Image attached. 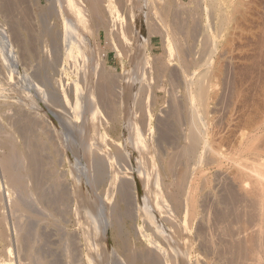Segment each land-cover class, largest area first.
Returning <instances> with one entry per match:
<instances>
[{
    "label": "rangeland",
    "instance_id": "374dc122",
    "mask_svg": "<svg viewBox=\"0 0 264 264\" xmlns=\"http://www.w3.org/2000/svg\"><path fill=\"white\" fill-rule=\"evenodd\" d=\"M63 1H66L65 3L63 2L64 5L68 4L66 6H69V2H67L69 0ZM135 2V9H132L134 11L127 12L126 9H120L121 11H119V13L121 12L119 17L122 20L126 18L125 22L127 25L128 23L129 25L134 23V29H136L134 30L136 32L131 31L133 35L135 34L134 36L129 32L128 38L131 37L130 42L128 39L127 42L129 43L126 44L127 42L124 41L119 43L114 32L108 29L110 27H107V31L100 29L96 22L91 21L90 24V19L87 17L85 20L87 21L88 19L89 24L83 26L82 24L87 23L83 19V15H81L83 16L82 18L80 16L81 19L78 18L80 22L82 20V24L75 20V16H72V23L71 21L68 22L66 15L62 13L64 9L60 8V0H0V264H127L124 262L127 261L124 260L126 254L130 252H135L134 254L136 255L138 253V255L146 254L153 248L155 249V247L158 248V251L163 250L164 253H166V250L168 251V248L173 249L175 254H177V258H179L178 264L264 263L262 262L264 261V254H262L264 253V248L260 246L263 245L264 247V221H260V208L257 207L260 202L259 200L254 201V197H251L254 203L257 202L255 205L249 198L250 195H247L248 190L251 189V186H249L252 185L251 179L248 177L242 178V175L238 174L237 170V172H234L236 167L241 171V168H239V164H242L241 160H244L243 164L247 165L246 168L253 167L259 160L264 162V151L263 153L261 152L264 149V0H136ZM138 5L141 8L137 7ZM66 6L62 7L66 9L64 11L70 10L69 12L72 14L71 6H69V9ZM147 7L148 9H146ZM128 13L130 14L128 15ZM103 14L105 20L107 18L109 21L108 17L110 14L107 12ZM144 14H146V17L148 15L151 21L148 17V19L144 17ZM223 17L226 18V21ZM63 19L70 24V28L74 27L71 29L74 34H72L73 37L81 33L75 39L72 38V45L71 42L67 44L65 36L63 37L65 41L62 37L60 38L61 45L59 42H54L60 46L45 40L42 33L47 27L57 28L61 31L59 33L62 34ZM73 19L75 23L77 22L76 24ZM160 19L167 22L165 23V21ZM147 20L154 27L153 33L147 30ZM170 20H173V23ZM162 22L165 23L166 28ZM173 31L175 32L174 34L172 33ZM109 32H111V35H109ZM114 43L118 46H115ZM178 44H181V46H178ZM133 45L137 48H133ZM182 46L183 48L179 49ZM66 47H69V50ZM120 50H124L122 51L123 54ZM134 50L142 54V68L139 67L140 65H137L136 68L134 66L136 64H133L135 63V60L134 62L132 61L134 53L135 55L138 54ZM178 53L184 62L180 60L181 57L179 59ZM161 60L162 62H159ZM185 63L186 65H181ZM94 64L97 70L102 71L103 69V75L107 76L108 74V77L115 79L116 85L114 86L116 91L110 96V100L113 103L112 107L111 104H103L104 102L97 97L94 99L97 104L95 106L96 109L94 108L95 110H92L93 106L89 104L90 101L87 94V73L89 71L87 70H90V66L92 68ZM158 64L162 67L159 66V68ZM187 64L188 67L186 68ZM154 65L163 74H160L159 71L157 72V68L154 69L153 67ZM184 71L185 74H183ZM200 73L203 76H200ZM186 76L187 78H185ZM204 76H206V80H203ZM198 78L199 81L205 82V85H209V87L206 86L207 90L210 89L209 93L207 92L208 99L204 101L206 104L202 107H200L201 104L198 101L194 100L193 103L187 98V93L195 92L194 85L196 86ZM191 80L194 81V85H192L193 81L190 83ZM213 81L216 84L212 85L213 83L211 84V82ZM186 82L191 86L187 85ZM128 84L131 85L129 86ZM76 85L79 88V96H77ZM185 85L188 86V92ZM140 86H143L144 92L141 91ZM169 91L172 95H170ZM184 97L187 102H185ZM138 98L141 101L144 99L141 105L148 110L145 109L147 111L145 116L149 120L145 116L143 118V120H146L145 127L148 125L146 128H143L144 122L139 118L138 112L135 111L136 108H133ZM189 102L190 104H188ZM207 103L208 108L206 107ZM147 104L149 105L148 108ZM189 105L191 107L196 106L195 108L193 107L196 111L198 109L197 113H199L197 115L200 118L199 121L201 120L200 128L203 132V139L207 142L210 141L209 148L212 145L213 147L215 146V152L219 150V152H216V154L218 153L217 156L227 152L226 155L224 154L226 157L223 155V157L219 156L216 161L214 159L216 154L211 152V156L209 148L207 150L200 144L194 160L193 158H190L192 161L188 159L189 163L183 156L181 159L179 156V158H174L177 155L176 151L178 152L179 148L187 142L183 137L187 135L185 131L187 133L189 131L188 111L191 108ZM198 105L200 108H197ZM184 106H187L186 109L188 111ZM203 107L207 110V113H205L206 110L204 112L206 115L203 113ZM130 108L134 113V119L138 118L139 125L143 124L141 126L143 128L141 129V138L146 147L148 144L147 149L149 151L147 153L149 152L150 154H146L147 157L146 155H140L136 147H134L132 138H135L137 133L135 131L133 133L129 127L132 113L128 111ZM95 111L98 113L100 126L99 124L91 125ZM93 112L94 114H92ZM111 112L113 113L112 115H110ZM173 112L175 113L173 114ZM176 113L177 115H175ZM186 113L187 116H185ZM199 114H203L205 118L203 115L200 117ZM206 118L208 120L203 123L202 121L206 120ZM239 119L241 121L243 119L244 121L247 120V122L245 121L244 124ZM248 119L253 124H250ZM92 127L96 128L93 129ZM185 127L188 129L185 130ZM240 128H242V133L245 131V135L248 134L250 136V140H248L252 148L254 141L256 143L258 141V145L254 143L253 149L255 151L252 148L246 151L244 149L246 143L243 146H240L238 142L236 143L239 134H241ZM81 129L84 130L81 131ZM144 129H146V132ZM248 130L250 134L249 132L247 133ZM204 132H207L205 133L206 136ZM132 133L136 135L134 136ZM255 134L258 137H255L256 139L253 138V141L251 137L255 136ZM220 137L224 140L220 139ZM97 138L99 141L102 139L100 143ZM213 138L214 140L215 138L217 139L214 141ZM92 139L93 141H90ZM218 139L221 141V145L218 144ZM95 140H97L95 145L101 146L100 148L98 146V148L106 157L103 160L104 162L95 163L96 165L87 158L89 149L94 145L88 143H94ZM172 144L173 146L176 144L174 148ZM238 147L239 149L242 148L240 149L242 151L244 149V153L239 151ZM256 148L260 149L259 152H257L258 149ZM172 149L176 150L175 155H173L174 153L171 154L174 152ZM121 150L123 153L120 152ZM202 150H205L206 155L201 153L203 152ZM236 152H238V156ZM241 152L242 154H240ZM102 154L100 153L99 155L101 156ZM167 154L170 157L174 156L173 161H177V163H173V166H176L175 168L173 167L174 173L179 174L180 166L177 164L182 161L183 164H179L181 165L180 170L182 168L185 171L189 170L186 177L194 176L196 178H185L183 183L185 190L182 191L183 194L180 192V196H178L183 200L181 202L178 198L180 205L182 203L183 206H186V191L191 186L196 189L194 192V197L196 198L194 199L196 204L194 207L195 212L193 211L195 215L189 212L193 218L189 216L188 212V216H186L187 214L185 215L184 211L186 207L181 205L182 208L178 204V210L174 211L176 210L174 209L173 213L171 212L173 214L171 215L172 221L169 223L165 220V216L163 217L164 214L154 209L152 204L150 206H152V212H154H151L152 219H149L140 204L143 202L144 205L145 203L143 196L146 195L147 197H145L148 198L149 191L146 188L149 187L146 185L147 180L151 184L152 181L154 183V181L159 180L157 182L158 184L160 183V187L157 183L154 185L158 186L159 189L163 185L161 188L163 192L160 190L159 193L163 195L162 199H168L166 196L173 188L168 182L175 176L170 175L165 169L166 161H168ZM29 156L35 157L36 160L31 159ZM138 156H141L142 159L144 156L147 164L150 160L149 158H151V164H148V167L153 165L151 170L149 169L150 167L146 168L147 164L143 163L144 159L142 160ZM205 156H211L212 160ZM101 157L104 158L103 156ZM156 157L159 158L160 163ZM170 157L169 159H171ZM196 157L198 159H195ZM244 157L246 160L250 157L249 161H246L248 163L245 162ZM205 158L208 159L209 163L206 162ZM30 160L35 162L32 163ZM254 160H258L257 163ZM135 161L140 165L136 164ZM200 161H202V164ZM251 161H254V163L249 164ZM192 162L196 163V166ZM141 164L143 167L146 165L145 170ZM251 164L252 166H249ZM191 165H194V169L199 167L196 170H201L199 171L200 173L191 168ZM177 168L179 169L175 170ZM194 171L195 174H193ZM246 171L248 172V170ZM234 173L238 177L240 176L239 178L241 179L234 177ZM114 177H117L116 181H114ZM147 177L149 178L147 179ZM159 177L163 178L159 179ZM247 179L249 184L242 183L243 180L246 181ZM161 180L163 184H161ZM185 180L190 181L185 182ZM166 181L167 183H165ZM121 182L128 184L127 187ZM141 182L143 183L141 184ZM118 184L124 185L125 189H122V191L125 192L126 190L127 192H122ZM143 185H146V188ZM239 185L242 186V189ZM153 186L152 189L155 190L156 187ZM158 187L156 188L157 191ZM171 191L174 192V188ZM241 191L242 194H240ZM151 195L152 193L150 197ZM138 196L140 198L143 197L142 200ZM115 199L117 200L115 201ZM120 212L123 213L121 214ZM234 212L235 214L238 213L235 215ZM222 215L225 216L223 217ZM183 218L186 221L185 224ZM173 221L176 223L174 224ZM114 222L119 223V225ZM258 222L263 226L260 229ZM177 223L178 227H182V230L177 231L180 232V235H177L173 226V224L176 226ZM156 225L159 226L157 227ZM210 228H213V231ZM258 232L260 235H258ZM256 234L260 236L259 239H257L258 236ZM261 236H263V239H261ZM125 241L131 244L124 243ZM235 244L248 246V253L245 252L244 254L236 251ZM148 248L149 250H147ZM140 252L142 253L140 254ZM256 255L259 256L256 257ZM113 257L114 259H112ZM137 262L138 264L141 263L136 261V264Z\"/></svg>",
    "mask_w": 264,
    "mask_h": 264
},
{
    "label": "bare ground",
    "instance_id": "6f19581e",
    "mask_svg": "<svg viewBox=\"0 0 264 264\" xmlns=\"http://www.w3.org/2000/svg\"><path fill=\"white\" fill-rule=\"evenodd\" d=\"M57 1H59V0H57ZM136 0H69V1H67V2H69V6H71V8L69 7V6H66V5H68V4H66V5H64L63 4V2L65 3L66 1H61L60 0V8L61 9H64L65 11H66V9L65 8H62L63 6H66V7H68L67 9H71V12H72V14H70V10L68 11L67 10V12H65L64 10H63V15H66V20H68V22L69 21H71V23H72V18L75 16V20H78V18H80V16L81 15H83V16H81V18L83 17V19L85 20V18L87 17V18H89L90 19V24H91V21H94V22H96L98 25H99V27H100V29H104V30H106L107 31V27H110V28H108V29H111V31H113L114 32V34L117 36L116 38H118V40H119V43L122 41H124V42H127L128 41V39H129V42H130V38H128V34H129V32H133L134 30H136V29H134V23L133 24H130L129 25V23H128V25H127V23L125 22V20H127L126 18H125V20H122V18H120L119 17V15H120V13H119V11H121L120 9H122V10H124V9H126V11L128 12V11H130L131 12V10L132 9H135L134 7H135V5H136V2H135ZM71 2V3H70ZM146 2V1H145ZM36 3V2H35ZM59 3V2H58ZM142 3V2H141ZM234 3V2H233ZM54 4V3H53ZM57 4V3H56ZM71 4V5H70ZM138 4H140V3H138ZM51 6H53V5H51ZM46 7V6H45ZM54 7H55V5H54ZM137 7H139V8H141V6H137ZM143 7H144V4H143ZM149 7H151V6H149ZM48 8V7H47ZM52 8V7H51ZM165 8V7H164ZM168 8V7H167ZM50 9V8H49ZM146 9H148V7L146 8ZM170 9V8H169ZM52 10V9H51ZM54 10V9H53ZM140 10V9H139ZM156 10H158V9H156ZM161 10V9H160ZM132 11H134V10H132ZM146 11V10H145ZM166 12H167V10H165ZM164 11V12H165ZM172 11H173V9H172ZM73 12H75V13H73ZM104 12H107L108 14H110V16H111V18H109L108 17V19H109V21L107 20V18H106V20H105V16H104ZM148 12V11H147ZM152 12V11H151ZM156 12V11H155ZM163 12V13H164ZM43 13H44V11H43ZM125 13V12H124ZM157 13V12H156ZM171 13H173V14H175L174 12H171ZM59 14H61V13H59ZM130 13H128V15H129ZM136 14H137V12H136ZM158 14H159V12H158ZM157 14V15H158ZM165 14V13H164ZM173 14H171V15H173ZM69 15V16H68ZM71 15V16H70ZM131 15H132V13H131ZM138 15V14H137ZM145 16L144 17H146V14H144ZM160 15V14H159ZM158 15V16H159ZM170 15V16H171ZM73 16V17H72ZM104 16V17H103ZM124 16V15H123ZM161 16H163L162 14H161ZM165 16V15H164ZM44 17V16H43ZM131 17V16H130ZM147 17H148V15H147ZM146 17V18H147ZM173 17V16H172ZM171 17V18H172ZM80 18V19H81ZM104 18V19H103ZM132 18V17H131ZM149 18V17H148ZM147 18V19H148ZM159 18H161L160 16H159ZM179 18V17H178ZM228 18V17H227ZM46 19V18H45ZM150 19V18H149ZM157 19V18H156ZM165 19H166V16H165ZM170 19V18H169ZM174 19V18H173ZM223 19L226 21V18L225 17H223ZM66 20H64L63 19V28H62V34H60L61 33V31H59V29H57V28H50V27H47L46 28V30L42 33L43 34V36H44V39L45 40H47V41H49L50 43H53V44H58V43H54V42H59L60 43V45H61V42H60V38L62 37V39L64 40L65 38H63L64 36L66 37V40H67V44H69L73 39L72 38H74L75 39V37L77 36L78 37V35L79 34H81V33H77L78 35H76L75 37H73V31L71 30V29H73V28H70V24L68 23V22H66ZM143 20H145V19H143ZM160 20H162V21H165V20H163V19H160ZM73 21H74V19H73ZM79 21V20H78ZM88 19H87V21L85 20V22H87V23H85V24H82L81 22H82V20H81V24L83 25V26H87V24H89L88 23ZM119 21V22H118ZM121 21V22H120ZM150 21H151V19H150ZM153 21V20H152ZM171 21V20H170ZM173 21V20H172ZM171 21V22H172ZM84 22V21H83ZM130 22V21H129ZM154 22V21H153ZM167 21H165V23H166ZM181 22V21H180ZM74 23H75V21H74ZM77 23V22H76ZM75 23V24H76ZM131 23V22H130ZM147 27H148V31H150V33H153L152 31L154 30L153 28V26H152V24L150 23V22H148V20H147ZM154 23H156V22H154ZM163 23V22H162ZM165 23H163L164 24V27H165ZM170 23V22H169ZM173 23V22H172ZM42 24H43V22H42ZM145 24V23H144ZM171 24V23H170ZM178 24V23H177ZM183 24V23H182ZM54 25V24H53ZM52 25V26H53ZM72 26H73V24H71ZM80 25V24H79ZM155 25V24H154ZM174 25H175V23H174ZM181 25V24H180ZM51 26V27H52ZM74 26H76V25H74ZM81 26V25H80ZM156 26V25H155ZM176 26V25H175ZM170 27V26H169ZM180 27V26H179ZM182 27V26H181ZM43 28H44V26H43ZM139 28V27H138ZM163 28V27H162ZM166 28V27H165ZM76 29V28H75ZM80 29V28H79ZM82 29V28H81ZM156 29V28H155ZM175 29H178V28H175ZM180 29V28H179ZM178 29V30H179ZM42 30V29H41ZM77 30H78V28H77ZM97 30V29H96ZM72 31V32H71ZM79 31V30H78ZM140 31V30H139ZM170 31H172V29H170ZM183 31V30H182ZM191 31V30H190ZM60 32V33H59ZM85 32V31H84ZM131 32V33H132ZM134 32H136V31H134ZM138 32V31H137ZM155 32H157V31H155ZM158 32H159V28H158ZM175 32H176V30H175ZM174 31L172 32L173 34L175 33ZM187 32V31H186ZM97 33V32H96ZM163 33V32H162ZM161 33V34H162ZM169 33V32H168ZM41 34V33H40ZM73 34V35H72ZM76 34V33H75ZM113 34V35H114ZM172 34V35H173ZM177 34V33H176ZM107 35V34H106ZM109 35H111V32H109ZM131 35H133V33L131 34ZM135 35V34H134ZM133 35V36H134ZM136 35H137V33H136ZM139 35V34H138ZM171 35V36H172ZM42 36V37H43ZM83 36V35H82ZM132 36V37H133ZM109 37V36H108ZM138 37V36H137ZM84 38V37H83ZM77 39V38H76ZM138 39H139V37H138ZM177 39V38H176ZM40 40V39H39ZM79 40V39H78ZM146 40V39H145ZM44 41V40H43ZM62 41V40H61ZM65 41V40H64ZM77 41V40H76ZM136 41V40H135ZM63 42V41H62ZM107 42H108V40H107ZM112 42V41H111ZM129 42H127L126 44H128ZM147 42V41H146ZM178 42V41H177ZM118 43V42H117ZM143 43V42H142ZM66 44V43H65ZM64 44V45H65ZM66 44V45H67ZM74 44V43H73ZM134 44H135V42H134ZM140 44V43H139ZM175 44V43H174ZM59 45V44H58ZM57 45V47H59ZM65 45V46H66ZM71 45H72V42H71ZM114 45H115V43H114ZM117 45V44H116ZM115 45V46H116ZM129 45H131V44H129ZM144 45V44H143ZM181 46V44H178V46ZM110 46H112V45H110ZM118 46V45H117ZM120 46V45H119ZM51 47V46H50ZM55 47V46H54ZM70 47V46H69ZM69 47H66V49H68L69 50ZM128 48H129V46H127ZM126 47V48H127ZM133 48L134 47H136L135 45H133L132 46ZM131 47V48H132ZM53 48V47H52ZM71 48V47H70ZM118 48V47H117ZM122 48V47H121ZM128 48H127V50H128ZM132 48V49H133ZM137 48V47H136ZM175 48V47H174ZM180 48H183V46L182 47H179V49ZM123 49L125 50V48L123 47ZM71 50V49H70ZM118 50V49H117ZM124 50H122V51H124ZM140 50V49H139ZM67 51V50H66ZM121 51V50H120ZM121 51V52H122ZM126 51V50H125ZM129 52H130V50H128ZM127 51V52H128ZM135 51V50H134ZM166 51V50H165ZM170 51V50H169ZM180 51V50H179ZM184 51V50H183ZM54 52V51H53ZM136 53H138L137 51H135ZM182 52V51H181ZM119 53V52H118ZM132 53V52H131ZM175 53V52H174ZM122 54H123V52H122ZM143 54H144V52H143ZM177 54V53H176ZM56 55V54H55ZM118 55V54H117ZM170 55V54H169ZM178 55H179V53H178ZM127 56H129V55H127ZM132 56V55H131ZM57 57H59V56H57ZM56 57V58H57ZM88 57V56H87ZM180 55H179V59H180ZM55 58V57H54ZM159 58V57H158ZM58 59V58H57ZM142 54L141 53H138V54H136L135 55V53H134V56H133V59H132V61L134 62V60H135V63H133V64H136V65H134L135 67L137 66V65H140L139 67H141L142 68ZM185 59V58H184ZM51 60V59H50ZM158 60V59H157ZM181 61H183L184 62V60H182V57H181V59H180ZM54 61V60H53ZM84 61V60H83ZM153 61V60H152ZM178 61V60H177ZM180 61V62H181ZM186 61V60H185ZM159 62H162V60L161 61H159ZM179 63V62H178ZM182 63V62H181ZM54 64V63H53ZM180 64V63H179ZM189 64V63H188ZM188 64H187V66H186V68L188 67ZM57 65V64H56ZM55 65V66H56ZM86 65V64H85ZM166 65H167V63H166ZM181 65H186V63L185 64H181ZM162 67L161 65H159L158 64V67ZM182 66V67H183ZM190 66V65H189ZM46 67V66H45ZM49 67H51V66H49ZM53 67V66H52ZM88 67V66H87ZM138 67V68H139ZM144 67V66H143ZM151 67V66H150ZM154 67V69H156L155 68V65L153 66ZM159 67V68H160ZM137 68V67H136ZM159 68H157L156 70H157V72L159 71L160 72V74L162 73L160 70H158ZM184 68V67H183ZM54 69V68H53ZM82 69V68H81ZM153 69V68H152ZM85 70H86V68H85ZM142 70V69H141ZM155 70V71H156ZM162 70V69H161ZM53 71V70H52ZM80 71V70H79ZM87 71H89L86 75H87V81H88V87H87V94H88V99H89V101L91 102H89V104H91V106H93V109L92 110H95L96 109V102H95V100L94 99H96V97L97 98H99L100 100H102L103 102H101V103H103V104H106V105H108V104H111V107L113 106L112 104V102H111V100H110V96H112V94H114V91H116L115 90V86L114 85H116L115 84V79H113V78H111L110 76L108 77V74H107V76L104 74L103 75V69H102V71H99V70H97L96 69V66H95V64L94 65H92V68H91V66H90V70H87ZM86 71V72H87ZM139 71V70H138ZM153 71V70H152ZM174 71V70H173ZM186 71V70H185ZM185 71L183 72V74H185ZM85 72V71H84ZM95 72H96V74H95ZM127 72H128V70H127ZM140 72V71H139ZM144 72V71H143ZM169 73V72H168ZM171 73H172V71H171ZM202 73V72H201ZM200 73V76H203L202 74ZM95 74V75H94ZM119 74V73H118ZM117 74V75H118ZM146 74V73H145ZM163 74V73H162ZM166 74V73H165ZM177 74V73H176ZM203 74H205V73H203ZM82 75V74H81ZM83 75H84V73H83ZM114 75V74H113ZM121 75V74H120ZM126 75V74H125ZM124 75V76H125ZM170 75V74H169ZM189 75V74H188ZM206 75V74H205ZM112 76V75H111ZM122 76V75H121ZM120 76V77H121ZM199 76V75H198ZM125 77H127V76H125ZM159 77V76H158ZM157 77V78H158ZM181 77V76H180ZM193 77V76H192ZM205 78L203 79V80H206L207 78H206V76H204ZM86 78V77H85ZM129 78V77H128ZM185 78H187V76L185 77ZM203 78V77H202ZM117 79H118V77H117ZM211 79V78H210ZM197 80V79H196ZM195 80V81H196ZM193 80H191L190 81V83L192 82ZM208 81V80H207ZM125 82V81H124ZM143 82V81H142ZM184 82H185V80H184ZM154 83V82H153ZM187 83V82H186ZM209 83V82H208ZM213 83V84H212ZM214 81L213 82H211V84L212 85H214ZM126 84V83H125ZM143 84V83H142ZM185 84V83H184ZM216 84V83H215ZM129 86L131 85V84H128ZM147 85V84H146ZM187 85H190L189 83H187ZM192 85H194V81H193V83H192ZM117 86H118V84H117ZM144 86V85H143ZM143 86L141 87V91H143L144 92V89H142L143 88ZM183 86V85H182ZM186 86V85H185ZM191 86V85H190ZM206 86H208L209 87V85H205V82L203 83V81H199V78H198V81L196 82V86L194 85V89H195V92L194 93H187V98L189 99V101L190 102H192L193 101V103H194V100H196V101H198L200 104H201V106L200 107H202V106H204V104H206L204 101L205 100H207L208 98H207V92L210 90H207V88H206ZM76 87V92H77V96H79V88H78V86L76 85L75 86ZM125 87V86H124ZM187 87L188 86H186V91L188 92V89H187ZM217 87V86H216ZM120 88V87H119ZM128 88V87H127ZM150 88V87H149ZM148 88V89H149ZM176 88V87H175ZM210 88H213V87H210ZM122 89H123V87H122ZM121 89V90H122ZM146 89V88H145ZM193 88H192V90H194ZM125 90H126V88H125ZM125 90H124V92H125ZM172 90V89H171ZM214 91H216V90H214ZM170 92V91H169ZM189 92H191V91H189ZM171 93V92H170ZM209 93V92H208ZM215 93V92H214ZM214 93H213V95H214ZM132 94V93H131ZM141 94H143L142 92H141ZM185 94V93H184ZM140 95V94H139ZM170 95H172V93L170 94ZM179 95V94H178ZM212 95V94H211ZM134 96V95H133ZM147 96V95H146ZM240 96V95H239ZM139 97V96H138ZM175 97V96H174ZM186 97V96H185ZM185 97H184V99H185ZM115 98V97H114ZM144 98H145V96H144ZM148 98V97H147ZM151 98V97H150ZM171 98V97H170ZM211 98V97H210ZM142 99V98H141ZM144 100V99H143ZM142 100V101H143ZM145 100H147V99H145ZM153 100V99H152ZM172 100V99H171ZM139 98L137 99V101H136V104H135V106H133V108H136L135 109V111H137L138 112V115L140 116H138L140 119H142V121L144 122V126H143V128H146V127H148V125H146V127H145V121L146 120H143V118H144V116H145V113L148 111L146 108H144V106L142 107V102ZM233 101V100H232ZM144 102H146V101H144ZM147 102H149V101H147ZM177 102V101H176ZM185 102H187L186 101V99H185ZM190 102L188 103V104H190ZM206 102H208V101H206ZM150 103V102H149ZM153 103V102H152ZM151 103V104H152ZM166 103H167V101H166ZM183 103H184V101H183ZM197 103V102H196ZM235 103V102H234ZM98 104H99V102H98ZM145 104V103H144ZM180 104H181V102H180ZM105 105V106H106ZM174 105V104H173ZM178 105V104H177ZM176 105V106H177ZM185 105V104H184ZM187 105V104H186ZM191 105H192V103H191ZM191 105H189L190 107H191ZM195 105V104H194ZM255 105V104H254ZM115 106V105H114ZM148 104H147V108H148ZM152 106V105H151ZM167 106V105H166ZM176 106H175V108H176ZM181 106V108H182V105H180ZM110 107V108H111ZM128 107V106H127ZM131 107V106H130ZM145 107H146V105H145ZM185 107V109H186V107L187 106H184ZM194 107V106H193ZM193 107H191V108H189V111H188V119H189V121L187 120V118H186V120L189 122V131H188V133L185 131V134H187L185 137H183V138H185L186 140H187V142L184 144V145H182V144H180V145H182L181 146V148H179V146H178V148H179V151L177 152L176 150H177V148H175L176 150V153H177V155L174 157L173 155H175V151L174 152H172L171 154H173V155H171V156H173L174 158H177L178 156L180 157V159H181V157L183 156V158H185L187 161H188V163H189V160L188 159H190V158H193V160H194V157L196 156V153H198L197 151H198V149L200 148L199 146H200V144H202L204 147H205V149L207 148V150H208V148H209V145H210V141L209 142H207L206 140H204L203 139V132L201 131V128H200V122H201V120L199 121V117H198V113H197V111H198V109L197 108H200L199 107V105H198V107L196 108L197 109V111L193 108ZM206 107L208 108V103H207V105H206ZM95 108V109H94ZM104 108V107H103ZM114 108V107H113ZM90 109V108H89ZM109 109V108H108ZM115 109V108H114ZM147 111H146V110ZM168 109V108H167ZM172 109H174V108H172ZM182 109H184V108H182ZM204 111H203V113L205 112V110L206 109H204V107L202 108ZM262 109V108H261ZM91 110V109H90ZM107 110V109H106ZM132 109L130 108L128 111L129 112H132L131 113V123H130V130L131 131H133V133H137V136H135L136 134H133L134 136H135V138H132L133 139V142H134V147H136V149H137V151L140 153V155L142 154V155H146V154H148L147 153V151H149V149H147V147H148V144H147V147H146V145L143 143V140H142V136H141V129H143L141 126L143 125H139V120H138V118L135 120L134 119V113H133V111H131ZM170 110V109H169ZM175 110V109H174ZM180 110V109H179ZM178 110V111H179ZM235 110V109H234ZM256 110V109H255ZM150 111H151V109H150ZM172 111V110H171ZM176 111V110H175ZM181 111V110H180ZM184 111V110H183ZM182 111V112H183ZM200 111V110H199ZM202 111V110H201ZM109 112V111H108ZM152 112V111H151ZM210 112V111H209ZM106 113V112H105ZM175 112H173V114H174ZM178 113V112H177ZM177 113L175 114V115H177ZM202 113V112H201ZM205 113H207V110H206V112ZM204 113V115H206ZM232 113V112H231ZM92 114H94V112L92 113ZM113 113L111 112V114L110 115H112ZM178 114H180V113H178ZM183 114V113H182ZM236 114V113H235ZM234 114V115H235ZM243 114V113H242ZM127 115V114H126ZM200 115V114H199ZM203 115V114H202ZM202 115H200V117H202ZM203 115V116H204ZM238 115V114H237ZM262 115H263V113H262ZM148 116V115H147ZM156 116V115H155ZM179 116V115H178ZM185 116H187V113L185 114ZM211 116H212V114H211ZM233 116V115H232ZM243 116V115H242ZM146 117V116H145ZM180 117V116H179ZM227 117V116H226ZM225 117V118H226ZM238 117V116H237ZM245 117V116H244ZM253 117V116H252ZM147 118V117H146ZM174 118V117H173ZM204 118H205V116H204ZM232 118H234V117H232ZM126 119V118H125ZM168 119V118H167ZM213 119V118H212ZM216 119V118H215ZM242 119V118H241ZM261 119H262V116H261ZM260 119V121H262ZM147 120H149L148 118H147ZM178 120H179V118H178ZM208 119L206 118V120H203L202 122L204 123V121H207ZM214 120V119H213ZM240 120V119H239ZM249 120V119H248ZM255 120V119H254ZM99 117H98V113H96V111H95V114H94V116H93V123L91 124L90 122V124L91 125H98L99 124V126H100V123H99ZM136 121H138V122H136ZM141 121V120H140ZM164 121H165V119H164ZM183 121H184V119H183ZM210 121V120H209ZM241 121V120H240ZM239 121V122H240ZM246 122H247V120H245ZM244 121V119L241 121V122H245ZM142 122V123H143ZM225 122V121H224ZM135 123V124H134ZM147 123V122H146ZM187 123V122H186ZM185 123V124H186ZM208 123V122H207ZM219 123V122H218ZM223 123V122H222ZM233 123V122H232ZM249 123L251 124H253V122H251L250 120H249ZM257 123V122H256ZM30 124V123H29ZM89 124V125H90ZM188 124V123H187ZM212 124V123H211ZM240 124V123H239ZM245 124V123H244ZM255 124V123H254ZM258 124H259V122H258ZM28 125V124H27ZM128 125V124H127ZM201 125H202V123H201ZM204 125V124H203ZM210 125V124H209ZM220 125V124H219ZM226 125V124H225ZM260 125V124H259ZM22 126V125H21ZM181 126V125H180ZM183 126V125H182ZM222 126V125H221ZM231 126V125H230ZM237 126H238V124H237ZM254 126V125H253ZM26 127V126H25ZM83 127V126H82ZM178 127H179V125H178ZM184 127V126H183ZM206 127V126H205ZM211 127V126H210ZM243 127V126H242ZM249 127V126H248ZM250 127H251V125H250ZM250 127H249V129H250ZM23 128H24V126H23ZM84 128V127H83ZM93 129L94 128H96V127H92ZM99 128V127H98ZM182 128V127H181ZM186 128V127H185ZM244 128V127H243ZM188 128H186L185 130H187ZM229 129V128H228ZM241 129L242 128H240V133L241 134H239V136H238V138H237V136H236V138H237V141H236V143L238 142V144L240 145V146H243L245 143V146H244V149L246 150V151H248V150H251V144L249 143V138H250V136H248V134H246L245 135V131H243V133L241 132ZM253 129V128H252ZM82 130H84V129H81V131ZM206 130V129H205ZM244 130V129H243ZM135 131V132H134ZM144 131L146 132V129H144ZM170 131V130H169ZM172 131V130H171ZM184 131V130H183ZM232 131V130H231ZM260 131V130H259ZM92 132H94L93 130H92ZM150 132V131H149ZM148 132V133H149ZM182 132V131H181ZM209 133H210V131H208ZM213 132V131H212ZM220 132V131H219ZM249 132V130L247 131V133ZM83 133V132H82ZM170 133V132H169ZM168 133V134H169ZM205 133H207V132H204V135H205ZM209 133H208V135H209ZM255 133H256V131H255ZM131 134V133H130ZM184 134V133H183ZM215 134V133H214ZM217 134H220V133H217ZM233 134H235V133H233ZM249 134H250V132H249ZM253 134V133H252ZM251 134V135H252ZM173 135V134H172ZM212 135V134H211ZM264 135V134H263ZM98 136H100V135H98ZM129 136V135H128ZM168 136V135H167ZM206 136V135H205ZM214 136V135H213ZM221 136V135H220ZM104 137V136H103ZM175 137V136H174ZM226 137V136H225ZM258 137V135L256 136V134H255V136H252L251 137V140H253V138L254 139H256V138ZM260 138H261V136H259ZM90 138V137H89ZM94 138V137H93ZM100 138V137H99ZM160 138V137H159ZM161 138H162V136H161ZM182 138V139H183ZM206 138H208V137H206ZM210 138V137H209ZM222 137H220V139H221ZM262 138H263V136H262ZM79 139V138H78ZM83 139H85L84 137H83ZM82 139V140H83ZM130 139V138H129ZM178 139V138H177ZM217 138H215V140H216ZM223 139V138H222ZM249 139V140H248ZM97 140H98V138H97ZM97 140H95L94 141V143L93 142H91V143H88V144H94L92 147H91V149H89V156L87 157L88 159H89V161L90 162H92V163H100V162H104L103 160L104 159H106V157L102 154V152H100V145H95L96 143H97ZM102 140V139H101ZM100 140V141H101ZM147 140V139H146ZM211 140V139H210ZM213 140H214V138H213ZM212 140V141H213ZM214 140V141H215ZM224 140V139H223ZM258 140H259V138H258ZM87 141H89V140H87ZM90 141H93V139L92 140H90ZM100 141L98 140V142L100 143ZM164 141V140H163ZM174 141V140H173ZM254 141V140H253ZM253 141H252V143H253ZM86 142V141H85ZM96 142V143H95ZM220 142L221 141H219V139H218V144H220ZM209 143V144H208ZM212 143V142H211ZM234 143V142H233ZM236 143H234V144H236ZM254 143H256L255 141H254ZM253 143V148H254V144ZM257 143H258V141H257ZM256 143V145H258ZM102 144V143H101ZM106 144V143H105ZM115 144V143H114ZM127 144V143H126ZM174 144V143H173ZM173 144H172V146H173ZM213 144V143H212ZM214 144H216V143H214ZM222 144H223V142H222ZM263 144H264V142H263ZM113 145V144H112ZM161 145V144H160ZM176 145V144H175ZM174 145V146H175ZM221 145V144H220ZM233 145V144H232ZM260 145V144H259ZM98 146H99V148H98ZM133 146V145H132ZM150 146H151V143H150ZM154 146V145H153ZM156 146H157V144H156ZM174 146H173V148H174ZM226 146H227V144H226ZM235 146V145H234ZM237 146V145H236ZM261 146V145H260ZM105 147V146H104ZM116 147V146H115ZM167 147V146H166ZM216 147H218L217 145H216ZM232 147V146H231ZM256 147V146H255ZM258 147V146H257ZM89 148V147H88ZM159 148V147H158ZM169 148H171V147H169ZM203 148V147H202ZM220 148V147H219ZM218 148V149H219ZM252 148V149H253ZM262 148V147H261ZM118 149V148H117ZM204 149V148H203ZM215 146L213 147V145L209 148V152H210V154H211V156H212V153H214V154H216V152H219V150L218 151H216L215 152ZM225 149V148H224ZM237 149V148H236ZM238 149H239V147H238ZM238 149H237V151H238ZM240 149H242V148H240ZM239 149V151H242V150H240ZM243 149V153H244V150ZM256 149H258V148H256ZM201 150V149H200ZM231 150V149H230ZM229 150V151H230ZM254 151H255V149H253ZM259 150L260 149H258V151L257 152H259ZM34 151V150H33ZM101 151H102V149H101ZM151 151L153 152V150L151 149ZM203 151V150H202ZM220 151H222V150H220ZM236 151V150H235ZM238 151V152H239ZM263 151H264V149L261 151L262 153H263ZM108 152V151H107ZM118 152V151H117ZM120 152H122V150L120 151ZM168 152V151H167ZM212 152V153H211ZM223 152V151H222ZM238 152H236L237 153V156H238ZM242 152L240 153V154H242ZM34 153V152H33ZM102 154L101 156H103L104 158H102L99 154ZM123 153V152H122ZM200 153V152H199ZM202 154L203 153H205L204 155H206V152H205V150L203 151V152H201ZM248 153H250V152H248ZM119 154H121V153H119ZM126 154V153H125ZM137 154V153H136ZM150 154V153H149ZM154 154V153H153ZM208 154V153H207ZM218 154V153H217ZM217 154H216V156H217ZM224 152H223V156H224ZM226 154H227V152H226ZM225 154V155H226ZM253 154V153H252ZM28 155H31V154H28ZM33 155V154H32ZM34 155H36V154H34ZM170 155V154H169ZM204 155H203V157H204ZM222 155H220L219 154V156H221V157H223ZM245 155V154H244ZM248 155V154H247ZM251 155V154H250ZM254 155V154H253ZM106 156H108V155H106ZM114 156V155H113ZM128 156V155H127ZM144 156H143V159H144ZM150 156V155H149ZM159 156V155H158ZM157 156V157H158ZM166 156H168V154L166 155ZM199 156V155H198ZM201 156V155H200ZM209 156V155H208ZM208 156H205L206 158L208 157ZM211 156L210 157H208L210 160H212L211 159ZM215 156V158L214 157H212V158H214L215 160H216V158L218 159V157L219 156H217L216 157ZM231 156V155H230ZM236 156V155H235ZM234 156V157H235ZM237 156H236V158H237ZM260 156V155H259ZM30 157V156H29ZM139 157V156H138ZM146 157H147V155H146ZM156 157V158H157ZM169 157L170 156H168V161H166L167 163H166V165H165V169H166V171L170 174V175H172L174 178L170 181V182H168V183H170V185H172L173 186V188H174V192L173 191H171L173 188H172V186H171V190H170V192L168 193V196H166L165 194V196H166V198H168L167 200H165L164 198L162 199L161 197L163 196V195H161V193H159L160 192V190H161V188H162V186L163 185H161V188L159 189V185H160V183L158 184V182H159V180H157L156 182L154 181V183H153V181H152V184L154 185L155 183H157L158 184V191L156 190V184L153 186L150 182H148V180H147V182H146V185L149 187V188H146V185H143V186H145V188H146V190L147 191H149V194H148V198H149V200H148V198H146L145 196H143L144 198H145V203H144V205H143V202L142 203H140L142 206H143V208H144V212H145V214L149 217V219H152V213L154 212H152V206H150V205H152L153 204V207H154V209H156V210H159V212L160 213H163L164 215H163V217L165 216V220H167V222H171L172 221V216L171 215H173V214H171V212L174 210V209H176V210H174V211H177L178 209V204H179V206H183V204L181 203V205H180V201L182 202L183 200H181L178 196H180L179 195V193L180 192H182V191H184L185 189L183 188V183H184V179L186 178V179H190V178H192V179H194L193 177H190L189 176V178L188 177H186V174H187V172L189 171H185V169H183L182 168V170H180L181 169V165H179V164H181L182 163V161H180V163L179 164H177L178 166H180L179 168H177V169H175V170H178L179 169V171L180 172H178L179 174H176V173H174L173 172V169L176 167H174L173 165L175 164V163H177V161L176 160H174L173 161V157H170L171 159H169ZM178 157V158H179ZM202 157V158H203ZM224 157H226V156H224ZM31 159H35V157H30ZM85 158V157H84ZM108 158V157H107ZM112 158V157H111ZM117 158V157H116ZM139 158H141V156L139 157ZM138 158V159H139ZM149 158V157H148ZM148 158H146V159H148ZM154 158V157H153ZM164 158V157H163ZM205 158V159H206ZM242 158V157H241ZM247 158V157H246ZM110 159V158H109ZM128 159V158H127ZM142 159V158H141ZM142 159V160H143ZM150 160H151V158H149ZM148 159V160H149ZM159 158H157V160H158ZM160 159H162V158H160ZM195 159H198L197 157L195 158ZM201 159V158H200ZM244 159H245V157H244ZM248 159H250V157H248ZM246 160L245 159V162L246 161H249V160ZM257 159V158H256ZM255 159V160H256ZM36 160V159H35ZM108 160V159H107ZM118 161H119V159H117ZM135 160V159H134ZM150 160H149V162H148V164L150 163ZM155 160V159H154ZM153 160V161H154ZM191 161H192V159H190ZM202 160V159H201ZM232 160V159H231ZM236 160V159H235ZM241 160V159H240ZM254 160V161H255ZM258 160H259V158H258ZM257 160V161H258ZM262 160V159H261ZM31 161V160H30ZM33 161V160H32ZM31 161V162H32ZM109 161V160H108ZM139 161V160H138ZM144 161V162H143ZM143 161H141V162H143V163H145V159L143 160ZM147 161V160H146ZM160 160H158V162H159ZM195 161H197V160H195ZM203 161H204V159H203ZM217 161V160H216ZM244 161V160H243ZM243 161L241 160V163L242 164H239V168H241V171H240V169L238 170L237 168L238 167H236V169H235V171L234 172H237L238 171V174H241L242 176V178L244 177H248V178H250L251 180V184L252 185H249V186H251L250 188V190H248V193H247V195L249 194L250 196H249V198H253L254 197V201L255 200H259V202H260V204H259V206L257 205V207L258 208H260V216L262 217H260L259 216V218H260V221L261 220H263L264 221V162H263V160L262 161H260L259 160V162L257 163V161H255L257 164H255V165H253V167H255L256 165V167L255 168H253V167H249V166H252V164L251 165H249L248 167L249 168H246L247 167V165L245 166L244 164H243ZM254 161L252 162H249V164L250 163H254ZM35 162V161H34ZM34 162H32V163H34ZM112 162H113V160H112ZM126 162V161H125ZM136 162V164H139L137 161H135ZM140 162V161H139ZM164 162V161H163ZM162 162V163H163ZM178 162H179V160H178ZM198 162V161H197ZM201 162V164H202V161H200ZM200 162H199V164H200ZM206 162L207 163H209L208 162V159H206ZM221 163H222V161H220ZM233 162V161H232ZM91 163V164H92ZM154 163H155V161H154ZM160 163V162H159ZM174 163V164H173ZM205 163V162H204ZM226 163V162H225ZM236 163V162H235ZM246 163H248V162H246ZM36 164V163H35ZM101 164H103V163H101ZM108 164V163H107ZM126 164H127V162H126ZM145 164H147V163H145ZM145 164H143V165H145ZM148 164H147V166H146V168L148 167ZM151 164V163H150ZM149 164V165H150ZM183 164V163H182ZM192 164H196V163H193L192 162ZM96 165V164H95ZM128 165H129V163H128ZM140 165V164H139ZM139 165H137L139 168H141ZM194 165L191 167V168H193L194 169ZM123 166V165H122ZM127 166V165H126ZM134 166V165H133ZM141 166H142V164H141ZM145 166L143 167L142 166V168L144 169L145 168ZM153 166V165H152ZM152 166L149 168L150 170H151V168H152ZM159 166H160V164H159ZM159 166H157V167H159ZM196 166V165H195ZM197 166H199V165H197ZM209 166V165H208ZM219 166V165H218ZM237 166V165H236ZM105 167V166H104ZM137 167V168H138ZM157 167H156V170H157ZM160 167H162V165L160 166ZM174 167V168H173ZM235 167V166H234ZM96 168V167H95ZM99 168V167H98ZM106 168V167H105ZM145 168V169H146ZM185 168V167H184ZM197 168H199V167H196L194 170H196ZM245 168V169H244ZM33 169V168H32ZM110 169V168H109ZM144 169V170H145ZM154 169V168H153ZM188 169H190V168H188ZM232 169V168H231ZM103 170V169H102ZM121 170V169H120ZM141 170V169H140ZM139 170V171H140ZM237 170V171H236ZM246 170H248V172L246 171ZM94 171V170H93ZM104 171V170H103ZM114 171V170H113ZM155 171V170H154ZM193 171V170H192ZM196 171H201V170H196ZM239 171H240V173H239ZM112 172V171H111ZM147 172H148V170H147ZM146 173V172H145ZM157 175H158V173L157 172H155ZM154 173V174H155ZM189 173V172H188ZM200 173V172H199ZM202 173V172H201ZM203 173H204V171H203ZM137 174V173H136ZM135 174V175H136ZM148 174H149V172H148ZM161 174V173H160ZM159 174V175H160ZM193 174H195V171H194V173ZM235 174V173H234ZM97 175V174H96ZM109 175V174H108ZM141 175V174H140ZM151 175V174H150ZM189 175V174H188ZM236 175V176H235ZM234 175V177H238L237 176V174H235ZM98 176V175H97ZM139 176V175H138ZM149 176V175H148ZM163 176V175H162ZM232 176V175H231ZM100 177V176H99ZM104 177V176H103ZM102 177V178H103ZM142 177V176H141ZM155 177H158V176H155ZM197 177H199V176H197ZM240 177V176H239ZM238 177V178H239ZM115 178V180L114 181H116V178L117 177H114ZM140 178V177H139ZM138 178V179H139ZM149 177H147V179H148ZM160 178H163V177H159V179ZM232 178V177H231ZM95 179H96V177H95ZM123 179V178H122ZM132 179V178H131ZM153 179H157V178H153ZM191 179V180H192ZM196 179V178H195ZM202 179V178H201ZM206 179V178H205ZM239 179H241V178H239ZM103 181H104V179H102ZM101 180V181H102ZM210 180V179H209ZM232 180V179H231ZM122 181V180H121ZM123 181H124V179H123ZM143 181V180H142ZM145 181V180H144ZM186 181H188V180H185V182ZM190 181V180H189ZM188 181V182H189ZM192 181H194V180H192ZM191 181V182H192ZM233 181V180H232ZM237 181V180H236ZM247 181V182H246ZM243 180V182L242 183H247V184H249V180L247 179V180ZM120 182V181H119ZM118 182V183H119ZM161 182H162V180H161ZM187 182V183H188ZM190 182V183H191ZM122 183V182H121ZM143 182H141V184H142ZM165 183H167V181L165 182ZM198 183V182H197ZM202 183V182H201ZM113 184V183H112ZM117 184V183H116ZM122 184H124V183H122ZM131 184V183H130ZM161 184H163V182L161 183ZM186 184V183H185ZM192 184V183H191ZM237 184V183H236ZM241 184V183H240ZM246 184V185H247ZM119 186H120V189H121V191H122V189H125V187H127V185H126V183L124 184L125 185V187H123L124 185H120V184H118ZM165 185V184H164ZM186 185H188V184H186ZM193 185V184H192ZM243 185V184H242ZM152 186L153 187H156L155 188V190H153L152 189ZM190 186V185H189ZM195 186V185H194ZM234 186V185H233ZM240 186V185H239ZM248 186V185H247ZM248 186V187H249ZM140 187V186H139ZM235 187V186H234ZM238 187V186H237ZM242 186H240V188H241ZM143 187H141V189H142ZM169 188V187H168ZM187 188V187H186ZM201 188V187H200ZM233 188V187H232ZM239 188V187H238ZM243 188H246V187H243ZM131 189V188H130ZM144 189V188H143ZM142 189V190H143ZM170 189V188H169ZM183 189V190H182ZM242 189V188H241ZM246 190V189H245ZM108 191V190H107ZM106 191V192H107ZM117 191V190H116ZM144 191H145V189H144ZM143 191V192H144ZM162 191V190H161ZM196 191V189H194V187H189V189H188V191H186L187 193H186V203H185V205L186 206H183V207H186V209L184 210L185 211V215L187 214V212H188V214H189V212L191 213H193V215H195V211H194V207H195V200L194 199H196L194 196V192ZM122 192H124V191H122ZM127 191L125 190V192L124 193H126ZM163 192V191H162ZM166 192V191H165ZM232 192V191H231ZM234 192V191H233ZM239 192H240V190H239ZM243 192H244V190H243ZM104 193V192H103ZM113 193V192H112ZM141 193H142V191H141ZM148 193V192H147ZM152 193V195H151V197H150V194ZM111 194V193H110ZM122 194V193H121ZM131 194V193H130ZM129 194V195H130ZM163 194V193H162ZM167 194V193H166ZM182 194H183V192H182ZM184 194H185V192H184ZM240 194H242V191H241V193ZM244 194V193H243ZM245 194H246V192H245ZM132 195V194H131ZM142 195H144V194H142ZM230 195V194H229ZM107 196V195H106ZM119 196V195H118ZM234 196H236V195H234ZM245 196V195H244ZM142 197V198H143ZM181 197H182V195H181ZM230 197V196H229ZM105 198V197H104ZM114 198V197H113ZM119 198V197H118ZM138 198H140L139 196H138ZM142 198H140L141 200H142ZM178 198H179V200L180 201H178ZM247 198H248V196H247ZM246 198V199H247ZM252 198H251V200H252ZM185 199V198H184ZM234 199H235V197H234ZM237 199V198H236ZM117 199H115V201H116ZM244 200V199H243ZM250 200V199H249ZM252 200V201H253ZM139 201V200H138ZM236 201V200H235ZM238 201V200H237ZM254 201H253V203H254ZM151 202V204H149ZM185 202V201H184ZM241 202V201H240ZM107 203V202H106ZM127 203V202H126ZM232 203V202H231ZM249 204H251L250 202H248ZM257 203V202H256ZM256 203H254L255 205H256ZM132 204V203H131ZM139 203H138V205H140ZM170 204V205H169ZM233 204V203H232ZM232 204H231V206H232ZM140 205V206H141ZM169 205V206H168ZM234 205V204H233ZM245 205V204H244ZM252 205V204H251ZM115 206V205H114ZM171 206V207H170ZM181 206V207H182ZM253 206V205H252ZM126 207V206H125ZM182 207V208H183ZM251 207V206H250ZM113 208V207H112ZM181 208V209H182ZM233 208V207H232ZM239 208V207H238ZM253 208H255L254 206H253ZM257 208V209H258ZM127 209V208H126ZM142 209V208H141ZM252 209V208H251ZM109 210V209H108ZM113 210V209H112ZM124 210V209H123ZM180 210V209H179ZM190 210V211H189ZM236 210V209H235ZM255 210H256V208H255ZM254 210V211H255ZM110 211V210H109ZM194 211V212H193ZM232 211V210H231ZM234 211V210H233ZM253 211V210H252ZM115 212V211H114ZM119 212V211H118ZM125 212V211H124ZM152 212V213H151ZM156 212V211H155ZM158 212V211H157ZM181 212V211H180ZM180 212H179V214H180ZM225 212V211H224ZM236 212V211H235ZM235 212H234V214H235ZM243 212V211H242ZM251 212V211H250ZM256 213H257V211H255ZM116 213V212H115ZM121 214L123 213V212H120ZM126 213V212H125ZM142 213V212H141ZM159 213V214H160ZM173 213V212H172ZM176 213V212H175ZM191 213V214H192ZM233 213V212H232ZM231 213V214H232ZM238 213V212H237ZM236 213V214H237ZM249 213V212H248ZM247 213V214H248ZM256 213H255V215H256ZM117 214V213H116ZM119 214V213H118ZM134 214V213H133ZM188 214L186 215V216H188ZM222 214V213H221ZM220 214V215H221ZM227 214H228V212H227ZM235 214V215H236ZM241 214V213H240ZM247 214H245V215H247ZM259 214V213H258ZM110 215V214H109ZM244 215V214H243ZM252 215V214H251ZM117 216V215H116ZM161 216V215H160ZM179 216V215H178ZM189 216H191L190 214H189ZM223 216V215H222ZM225 216V215H224ZM223 216V217H224ZM228 216V215H227ZM231 216V215H230ZM229 216V217H230ZM238 216V215H237ZM241 216V215H240ZM107 217V216H106ZM119 217V216H118ZM117 217V218H118ZM120 217H121V215H120ZM162 217V218H163ZM192 217V216H191ZM257 217H258V215H257ZM155 218V217H154ZM158 218V217H157ZM176 218V217H175ZM189 218V217H188ZM193 218V217H192ZM194 218H195V216H194ZM216 218V217H215ZM233 218V217H232ZM236 218V217H235ZM252 218V217H251ZM123 219V218H122ZM184 219V218H183ZM234 219V218H233ZM237 219V218H236ZM119 220V219H118ZM173 220H175V219H173ZM156 221V220H155ZM154 221V222H155ZM177 221V220H176ZM190 221H191V219H190ZM190 221H188V222H190ZM230 221H231V219H230ZM239 221V220H238ZM244 221V220H243ZM259 221V222H260ZM157 222V221H156ZM174 222V221H173ZM184 224H185V219H184ZM182 222V223H183ZM232 222V221H231ZM259 222H258V224H259ZM262 222V221H261ZM260 222V223H261ZM112 223V222H111ZM114 223H116V222H114ZM176 222H174V224H175ZM205 223V222H204ZM214 223V222H213ZM220 223V222H219ZM225 223V222H224ZM239 223H241V222H239ZM117 225H119V223H116ZM115 224V225H116ZM157 224V223H156ZM172 224V223H171ZM173 224V226H174V228L176 229V233H177V235L179 234L180 235V232H177L178 230L180 231V230H182V227H178V223H177V225L175 226ZM189 224V223H188ZM236 224H238V223H236ZM263 224H264V222H263ZM196 225V224H195ZM205 225H207V224H205ZM221 225V224H220ZM229 225V224H228ZM239 225V224H238ZM260 226H258L259 227V229L261 228V227H263V226H261V224H259ZM148 226V225H147ZM157 226V225H156ZM159 226V225H158ZM157 226V227H158ZM186 226V225H185ZM203 226V225H202ZM219 226V225H218ZM227 226V225H226ZM230 226V225H229ZM244 226V225H243ZM245 226H247V225H245ZM117 227V226H116ZM215 227V226H214ZM241 227V226H240ZM118 228H119V226H118ZM160 228H161V225H160ZM185 228V227H184ZM200 228V227H199ZM228 228V227H227ZM231 228H232V226H231ZM159 229V228H158ZM175 229H174V232H175ZM195 229V228H194ZM211 229V228H210ZM213 229V228H212ZM211 229V230H212ZM216 229H217V227H216ZM222 229V228H221ZM240 229V228H239ZM243 230H244V228H242ZM258 229V230H259ZM153 230V229H152ZM200 230V229H199ZM234 230V229H233ZM232 230V231H233ZM258 230H256V231H258ZM118 231V230H117ZM154 231V230H153ZM162 231H164V230H162ZM186 231V230H185ZM185 231H184V233H185ZM194 231V230H193ZM196 231V230H195ZM213 231V230H212ZM236 231V230H235ZM239 231V230H238ZM255 231V230H254ZM260 232H261V230H259ZM155 232V231H154ZM203 232V231H202ZM210 232V231H209ZM223 232V231H222ZM230 232H231V230H230ZM243 232V231H242ZM117 233V232H116ZM164 233H165V231H164ZM163 233V234H164ZM182 233V232H181ZM235 233V232H234ZM246 233V232H245ZM120 234V233H119ZM118 234V235H119ZM168 234V233H167ZM167 234H165V235H167ZM174 234V233H173ZM204 234V233H203ZM248 234V233H247ZM254 234V233H253ZM253 234H251V235H253ZM174 235H176V234H174ZM186 235V234H185ZM239 235V234H238ZM237 235V236H238ZM257 235V234H256ZM258 235H260L259 234V232H258ZM257 235V236H258ZM213 236V235H212ZM219 236H220V234H219ZM222 236V235H221ZM230 236V235H229ZM236 236V235H235ZM119 237V236H118ZM167 237V236H166ZM174 237V236H173ZM184 237V236H183ZM186 237V236H185ZM190 237V236H189ZM206 237V236H205ZM262 238L261 239H263V236H261ZM178 238V237H177ZM216 238V237H215ZM232 238V237H231ZM260 238V236H258V238L257 239H259ZM120 239H122V238H120ZM237 239V238H236ZM239 239V238H238ZM241 239V238H240ZM254 239V238H253ZM256 239V240H257ZM260 239V240H261ZM178 240V239H177ZM210 240V239H209ZM211 240H212V238H211ZM245 240V239H244ZM120 241H122V240H120ZM124 241V240H123ZM156 241V240H155ZM163 241V240H162ZM184 241V240H183ZM208 241V240H207ZM236 241V240H235ZM241 241V240H240ZM243 241V240H242ZM176 242V241H175ZM217 242V241H216ZM254 242H256L255 240H254ZM262 242V241H261ZM263 242H264V240H263ZM123 243V242H122ZM124 243H127V241H125ZM179 243V242H178ZM206 243V242H205ZM208 243H210V242H208ZM219 243V242H218ZM235 243V242H234ZM239 243V242H238ZM247 243H248V240H247ZM259 243V242H258ZM257 243V244H258ZM127 244H131V243H127ZM126 244V245H127ZM245 244H246V241H245ZM256 244V243H255ZM262 244V243H261ZM156 245V244H155ZM208 245V244H207ZM223 245V244H222ZM236 245V244H235ZM234 245V246H235ZM247 245V244H246ZM246 245H236V247H235V249H236V251H239L240 253L242 252V253H244L245 254V252H247L248 253V250H249V248H248V246H246ZM122 246V245H121ZM161 246V245H160ZM180 246V245H179ZM218 246V245H217ZM230 246V245H229ZM233 246V247H234ZM250 246V245H249ZM256 246V245H255ZM257 246H259V245H257ZM260 246H262V248H264L263 247V245H260ZM128 247V246H127ZM131 247V246H130ZM159 247V246H158ZM162 247V246H161ZM164 247V246H163ZM211 247V246H210ZM225 247V246H224ZM129 248V247H128ZM228 248V247H227ZM141 249V248H140ZM139 249V250H140ZM151 249H152V247H151ZM154 249V248H153ZM151 250L150 252H147L146 254L144 253V254H141L142 252H140V254L141 255H136V254H134L135 252H133V253H129V254H126V256H125V254H124V260H127V261H124L125 263H127V264H136V261H140L142 264H178V260H179V258H177V254H175V251L173 250V249H171V248H168V251L166 250V253H164L163 252V250L161 251L160 249V251H158V248H156L155 247V249L154 250ZM190 249V248H189ZM205 249V248H204ZM234 249V248H233ZM251 249V248H250ZM147 250H149V248L147 249ZM261 250V249H260ZM112 251V250H111ZM130 251H131V249H130ZM132 251H134V249H132ZM144 251H146V249H144ZM217 251H218V249H217ZM231 251V250H230ZM235 251V250H234ZM113 252H115V251H113ZM127 252V251H126ZM251 252V251H250ZM250 252H249V254H250ZM211 253V252H210ZM220 253V252H219ZM228 253V252H227ZM217 254V253H216ZM236 254V253H235ZM262 254H264V253H262ZM224 255V254H223ZM240 255V254H239ZM247 255V254H246ZM229 256V255H228ZM232 256V255H231ZM257 256H259V255H256V257ZM116 257V256H115ZM234 257V256H233ZM264 257V256H263ZM120 258V257H119ZM253 258V257H252ZM112 259H114V257L112 258ZM118 259V258H117ZM117 259H116V262H117ZM221 259V258H220ZM232 259V258H231ZM239 259V258H238ZM258 259V258H257ZM263 259V258H262ZM120 260H122V259H120ZM222 260V259H221ZM250 260H251V258H250ZM113 261H115V260H113ZM112 261V262H113ZM228 261H229V259H228ZM260 261V260H259ZM230 262V261H229ZM245 262V261H244ZM258 262V261H257ZM262 262H264V261H262ZM115 263V262H114ZM121 263H122V261H121ZM140 263V264H141ZM180 263V262H179ZM183 263V262H182ZM260 263V262H259ZM258 263V264H259ZM118 264V263H117ZM137 264H138V262H137ZM225 264V263H224ZM241 264V263H240ZM254 264V263H253ZM261 264V263H260ZM264 264V263H263Z\"/></svg>",
    "mask_w": 264,
    "mask_h": 264
}]
</instances>
